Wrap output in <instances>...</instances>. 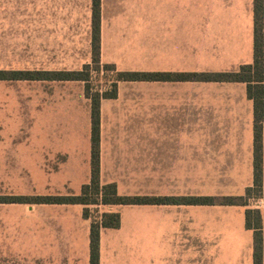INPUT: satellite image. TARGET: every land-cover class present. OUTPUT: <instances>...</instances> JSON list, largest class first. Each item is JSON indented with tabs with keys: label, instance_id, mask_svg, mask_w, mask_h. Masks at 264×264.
I'll return each mask as SVG.
<instances>
[{
	"label": "crops",
	"instance_id": "1",
	"mask_svg": "<svg viewBox=\"0 0 264 264\" xmlns=\"http://www.w3.org/2000/svg\"><path fill=\"white\" fill-rule=\"evenodd\" d=\"M6 7L12 10L0 23L24 30L27 0H6ZM32 8L37 38L70 31L91 55V0H33ZM252 33V0H100V63L115 71L235 70L252 61ZM116 88L99 104L101 183L148 196H241L252 185L253 104L245 82L120 80ZM81 92V120L56 135L59 145L81 144L80 187L90 176L83 82ZM261 139L258 205L252 197L245 204L102 205L119 213L120 224L100 229L99 264H253L246 208L260 212L264 264V119ZM37 204L54 206L56 222L0 226V264H89L83 205Z\"/></svg>",
	"mask_w": 264,
	"mask_h": 264
},
{
	"label": "rangeland",
	"instance_id": "2",
	"mask_svg": "<svg viewBox=\"0 0 264 264\" xmlns=\"http://www.w3.org/2000/svg\"><path fill=\"white\" fill-rule=\"evenodd\" d=\"M4 2L0 0V5ZM27 4L24 30L0 23V69H75L91 61V55L82 54L85 42L75 39L70 31L60 33L64 39L37 38L33 0H27ZM11 10L0 8V22L9 18ZM92 75V87L109 89L108 73ZM81 90L82 82L0 80V195L79 190L80 179L76 177L84 170L81 144L59 145L56 135L80 121L85 113L87 100ZM54 209L35 203H0V226L55 223ZM89 209L91 215L106 210L101 205Z\"/></svg>",
	"mask_w": 264,
	"mask_h": 264
},
{
	"label": "trees",
	"instance_id": "3",
	"mask_svg": "<svg viewBox=\"0 0 264 264\" xmlns=\"http://www.w3.org/2000/svg\"><path fill=\"white\" fill-rule=\"evenodd\" d=\"M100 0H91V61L77 70H2L0 80H79L84 83V94L90 100V176L78 193L57 194H3L0 203H50L82 204V214L90 219L89 264H99V232L101 228H116L120 224L119 213L102 210L91 215L89 206L129 204H245L248 198L261 195V126L264 119V0H252V61L229 71H183L149 72L124 70L115 71L113 64H101L99 55ZM108 73L110 87L104 91L91 85L92 74ZM130 80H204L241 81L246 84V94L253 104L252 125V185L241 196L181 195L148 196L119 194L115 183H101L99 178V104L102 98H114L117 81ZM244 225L253 231V264H261V216L258 209L246 208Z\"/></svg>",
	"mask_w": 264,
	"mask_h": 264
},
{
	"label": "built area",
	"instance_id": "4",
	"mask_svg": "<svg viewBox=\"0 0 264 264\" xmlns=\"http://www.w3.org/2000/svg\"><path fill=\"white\" fill-rule=\"evenodd\" d=\"M254 199H255L254 200L255 204L258 205L259 204V198H254Z\"/></svg>",
	"mask_w": 264,
	"mask_h": 264
}]
</instances>
